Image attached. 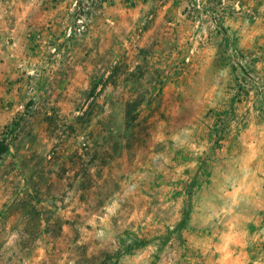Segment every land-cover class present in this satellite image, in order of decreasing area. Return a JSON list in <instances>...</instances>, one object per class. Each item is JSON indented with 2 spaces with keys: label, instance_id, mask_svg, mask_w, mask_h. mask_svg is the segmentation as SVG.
Listing matches in <instances>:
<instances>
[{
  "label": "rangeland",
  "instance_id": "1",
  "mask_svg": "<svg viewBox=\"0 0 264 264\" xmlns=\"http://www.w3.org/2000/svg\"><path fill=\"white\" fill-rule=\"evenodd\" d=\"M258 1L155 0L151 18L127 10L123 40L154 27L190 36L181 44L201 51L176 72L152 48L138 56L122 41L118 55L108 41L92 70L21 75L14 90L10 0H0V264H261L251 232L220 239L197 184L199 156L219 158L236 106L256 99L245 71L263 66L264 40L236 32H264Z\"/></svg>",
  "mask_w": 264,
  "mask_h": 264
},
{
  "label": "crops",
  "instance_id": "2",
  "mask_svg": "<svg viewBox=\"0 0 264 264\" xmlns=\"http://www.w3.org/2000/svg\"><path fill=\"white\" fill-rule=\"evenodd\" d=\"M134 1L138 2L136 9H129L125 0H106L104 4L94 5L92 24L86 36L74 45L73 61L55 65L50 61V54L45 45L41 44V50L34 47L29 31L35 26L49 42L63 44L65 27L74 16L73 0H10L8 75L10 80L15 82L12 84L14 90L24 84L21 75L27 78L33 71L65 74L73 70L81 72L92 70L96 63L94 58L105 56L106 48L102 46L108 41L117 44L115 53L118 55L122 41L129 47L135 46L134 52L138 56H141V51L144 54V48H152L151 54L163 60L157 65L166 72L180 70L181 65H185L180 62L185 59L189 62L194 60L197 52L200 53L201 50L197 52L193 49L190 52L186 50L181 43L188 41L190 36L184 34H180L176 40L173 32L154 33V27L150 32L143 31L135 40L121 39L115 31L119 30L127 19L128 11L140 12L150 18L154 16L148 9L155 0ZM174 4L176 2L164 4L162 6L165 9L164 13L174 9ZM257 7L264 9V0H259ZM166 22L173 26L178 23L175 19H167ZM211 22H214L216 33L221 40L223 34L220 32L221 22L216 17ZM108 30L111 32L109 39L105 34ZM236 33L243 42L264 40V32H259L258 37L254 38L251 37L249 29L246 32L238 30ZM258 69L255 73L247 74L249 76L247 78L253 81L256 99L236 106L232 130L225 133V143L219 158L214 159L215 156L211 155L210 150L205 152L209 158L204 163V157L199 156L197 184L204 190L205 196L200 207L201 215L218 220L214 221V225L219 228L221 240L234 234L243 235L251 232L264 246V131L259 125L264 115L261 116L259 110L257 114L254 113V104L261 105V113H264V62ZM241 240L246 241L244 237ZM229 246L234 248L231 243ZM260 261L264 264V259Z\"/></svg>",
  "mask_w": 264,
  "mask_h": 264
},
{
  "label": "built area",
  "instance_id": "3",
  "mask_svg": "<svg viewBox=\"0 0 264 264\" xmlns=\"http://www.w3.org/2000/svg\"><path fill=\"white\" fill-rule=\"evenodd\" d=\"M106 0H73L74 16L73 20L65 27L63 44L59 42H49L41 31L32 26L29 37L32 38L34 47L42 49L41 44L47 47L50 54V61L55 65L60 62H72L74 45L85 37L90 29L93 18L94 5L104 4ZM33 71L31 74H34Z\"/></svg>",
  "mask_w": 264,
  "mask_h": 264
},
{
  "label": "trees",
  "instance_id": "4",
  "mask_svg": "<svg viewBox=\"0 0 264 264\" xmlns=\"http://www.w3.org/2000/svg\"><path fill=\"white\" fill-rule=\"evenodd\" d=\"M245 72H246V74H248L247 71H245ZM243 89H244V86L242 84H239V90L242 91ZM0 154H1V152H0Z\"/></svg>",
  "mask_w": 264,
  "mask_h": 264
}]
</instances>
